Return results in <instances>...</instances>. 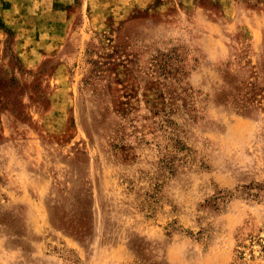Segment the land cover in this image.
<instances>
[{"label":"rangeland","instance_id":"1","mask_svg":"<svg viewBox=\"0 0 264 264\" xmlns=\"http://www.w3.org/2000/svg\"><path fill=\"white\" fill-rule=\"evenodd\" d=\"M263 245L264 0H0V264Z\"/></svg>","mask_w":264,"mask_h":264},{"label":"trees","instance_id":"2","mask_svg":"<svg viewBox=\"0 0 264 264\" xmlns=\"http://www.w3.org/2000/svg\"><path fill=\"white\" fill-rule=\"evenodd\" d=\"M263 247H264V245H263Z\"/></svg>","mask_w":264,"mask_h":264},{"label":"crops","instance_id":"3","mask_svg":"<svg viewBox=\"0 0 264 264\" xmlns=\"http://www.w3.org/2000/svg\"><path fill=\"white\" fill-rule=\"evenodd\" d=\"M14 8V7H13Z\"/></svg>","mask_w":264,"mask_h":264}]
</instances>
